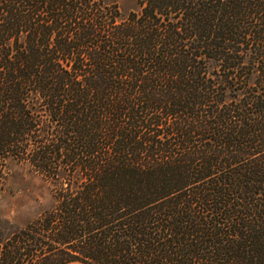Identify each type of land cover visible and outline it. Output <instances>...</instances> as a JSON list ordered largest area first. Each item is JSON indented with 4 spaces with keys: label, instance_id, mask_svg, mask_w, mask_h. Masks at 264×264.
Segmentation results:
<instances>
[{
    "label": "trees",
    "instance_id": "16d2710c",
    "mask_svg": "<svg viewBox=\"0 0 264 264\" xmlns=\"http://www.w3.org/2000/svg\"><path fill=\"white\" fill-rule=\"evenodd\" d=\"M135 1L0 0V264H264V0Z\"/></svg>",
    "mask_w": 264,
    "mask_h": 264
},
{
    "label": "rangeland",
    "instance_id": "374dc122",
    "mask_svg": "<svg viewBox=\"0 0 264 264\" xmlns=\"http://www.w3.org/2000/svg\"><path fill=\"white\" fill-rule=\"evenodd\" d=\"M115 3L123 14L136 8L135 0H103ZM51 186L27 166L10 162L3 191L0 193V215L16 226L24 227L53 205Z\"/></svg>",
    "mask_w": 264,
    "mask_h": 264
},
{
    "label": "crops",
    "instance_id": "0c3cea01",
    "mask_svg": "<svg viewBox=\"0 0 264 264\" xmlns=\"http://www.w3.org/2000/svg\"><path fill=\"white\" fill-rule=\"evenodd\" d=\"M68 264H81V263H78V262H74V263H68Z\"/></svg>",
    "mask_w": 264,
    "mask_h": 264
}]
</instances>
